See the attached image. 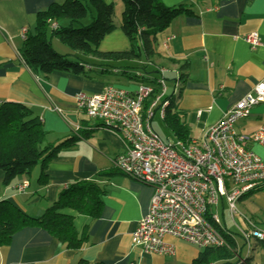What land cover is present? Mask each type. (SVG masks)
Returning a JSON list of instances; mask_svg holds the SVG:
<instances>
[{
    "label": "crops",
    "instance_id": "obj_1",
    "mask_svg": "<svg viewBox=\"0 0 264 264\" xmlns=\"http://www.w3.org/2000/svg\"><path fill=\"white\" fill-rule=\"evenodd\" d=\"M63 1L0 0V102L30 108L46 133L45 143L55 144L83 133L73 147L60 151L47 165L45 184L39 180V166L15 177L8 186H3L4 173L0 171V200L8 201L29 217H39L69 183L78 179L97 180L106 191L102 197L103 208L93 221L74 210H61L62 214L73 217L78 236H85L79 250L64 248L43 229L25 227L12 235L6 247L0 248V264H78L80 261L85 264H191L200 250L172 237L166 238L175 247L172 257L141 253L133 245L132 234L147 213L152 189L113 169L112 161L122 151L119 135L100 121L88 118L75 106L77 92H100L114 85L109 84L110 77L117 82V87L131 92L137 84L121 75L120 69L107 66L109 61L94 62L101 66L94 67L95 74L88 79L62 71L33 72L19 58L20 29L26 27L28 33L33 31L36 13ZM104 2L121 9L116 0ZM161 2L166 7L184 5L189 12L175 18L156 36L157 55L147 69H164L166 91L173 90L171 94L176 96L190 137L199 139L264 78V0ZM116 26L101 41L99 51L129 49L127 38L119 25ZM251 33H256L260 40L255 48L244 40ZM128 64L134 66L136 62ZM181 66L184 69L180 71ZM155 75L161 77L160 73ZM263 122L264 104H258L247 118L236 123V129L239 134L251 136ZM249 148L264 154L257 145L249 144ZM99 171L112 175L96 178ZM24 182L28 185L19 191L17 188ZM211 212L219 220L217 227L236 245L234 259L240 254L243 259L250 258L253 264H264V242L250 239L248 249L242 236L252 226L264 231V184L241 196L233 216L223 199ZM243 247L245 256H241Z\"/></svg>",
    "mask_w": 264,
    "mask_h": 264
},
{
    "label": "trees",
    "instance_id": "obj_2",
    "mask_svg": "<svg viewBox=\"0 0 264 264\" xmlns=\"http://www.w3.org/2000/svg\"><path fill=\"white\" fill-rule=\"evenodd\" d=\"M120 1L123 8L119 29L129 42L128 50H98L101 41L117 28L113 4H107L104 0H64L36 13L33 31L27 33L18 50L21 62L33 72L47 74L62 71L90 79L95 74L94 67L101 66L94 62L109 61L111 63L108 62L107 66L120 69V74L131 82L153 87V94L144 102L145 110L160 93L155 75L159 71L147 69L151 66V59L157 55L156 36L175 18L188 14L189 9L184 5L166 7L161 0ZM52 23L56 24V28L51 29ZM53 37L83 55L75 54L71 60L57 53L51 47ZM128 62L136 64L132 66ZM183 69L184 66L179 68L180 71ZM132 70L139 73L134 74ZM163 101L167 102L162 118L165 128L174 139L190 142L189 128L182 119L176 96L164 94ZM158 110L159 106L154 112ZM82 135L79 132L55 144L45 143L46 133L30 108L19 103L3 102L0 105V171L4 173L3 186H8L17 176L28 174L35 166H39V180L45 184L47 165L60 151L73 147ZM111 175L110 172L99 171L96 178ZM105 193L104 185L97 180H74L39 217H29L8 201L0 200V248L6 247L12 235L19 230L37 227L57 239L64 248L79 250L85 236H78L73 217L62 214L61 210L71 209L91 221L96 220L101 215ZM213 226L224 237L226 246L201 250L191 264H253L250 258L238 256L234 259L236 245L216 225ZM81 262L78 264H85Z\"/></svg>",
    "mask_w": 264,
    "mask_h": 264
},
{
    "label": "built area",
    "instance_id": "obj_3",
    "mask_svg": "<svg viewBox=\"0 0 264 264\" xmlns=\"http://www.w3.org/2000/svg\"><path fill=\"white\" fill-rule=\"evenodd\" d=\"M50 27L54 29L56 24ZM27 33L26 27L20 29L22 41ZM244 40L251 48L260 45L256 33ZM163 72L159 71L157 80L160 93L145 110L144 102L153 94V87L147 84H138L132 92L117 86H106L93 94L77 92L74 100L76 108L88 118L119 135L122 151L113 159V169L152 189L147 213L132 234L133 245L141 253L172 257L176 251L167 237L192 244L200 251L226 246L213 226L219 220L212 209L223 199L233 216L241 196L264 184V154L249 148V144L257 145L264 152V122L251 136L236 129V123L247 118L254 106L264 104V78L199 139L164 142L151 124L157 112L163 118L167 105L163 101ZM27 185L24 182L17 189L22 191ZM242 236L248 249L250 239L264 242V231L253 226Z\"/></svg>",
    "mask_w": 264,
    "mask_h": 264
},
{
    "label": "rangeland",
    "instance_id": "obj_4",
    "mask_svg": "<svg viewBox=\"0 0 264 264\" xmlns=\"http://www.w3.org/2000/svg\"><path fill=\"white\" fill-rule=\"evenodd\" d=\"M116 1H117L118 5H120L121 9H119L115 5H113V7H114V22H115V24L119 25L123 6H122V2L120 0H116ZM86 21H88V20H86ZM51 47L57 53H59L61 55H66L71 60L74 59L73 55H75V54L76 55H83L79 52L71 50L70 48H68L67 46L62 44L55 37L51 38ZM160 70L164 71V69H159L158 71H160ZM111 78H113V77H110V81H109L110 83L109 84H111V85L114 84L113 86H116L117 82ZM164 82H165V87H166L165 79H164ZM151 124H152V128L154 129V131L157 133V135L160 137L161 140H163L164 142H167L168 140L174 141L172 139L170 132L165 128L162 120L160 119L158 112L155 114L154 118L152 119ZM225 220H226V224L229 225V221H228L227 217L225 218ZM246 253H247L246 249L243 247L241 249V256H245ZM239 256H240V254H239ZM241 258H243V257H241Z\"/></svg>",
    "mask_w": 264,
    "mask_h": 264
},
{
    "label": "water",
    "instance_id": "obj_5",
    "mask_svg": "<svg viewBox=\"0 0 264 264\" xmlns=\"http://www.w3.org/2000/svg\"><path fill=\"white\" fill-rule=\"evenodd\" d=\"M173 92V90L171 88H169L167 91H166V95H170L171 93Z\"/></svg>",
    "mask_w": 264,
    "mask_h": 264
}]
</instances>
